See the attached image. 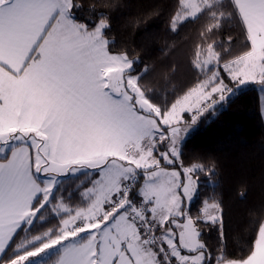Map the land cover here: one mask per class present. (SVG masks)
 <instances>
[{
  "label": "snow or ice",
  "instance_id": "1",
  "mask_svg": "<svg viewBox=\"0 0 264 264\" xmlns=\"http://www.w3.org/2000/svg\"><path fill=\"white\" fill-rule=\"evenodd\" d=\"M179 5L171 30L198 14L212 23L196 79L160 100L143 82L149 65L116 47L94 6L85 16L83 0H0L2 264H264V220L246 255L229 258L219 201L191 211L200 175L215 169L183 159L205 113L249 85L264 93V0ZM226 22L238 29L235 52L233 36L211 38ZM69 176L88 185L75 207ZM49 218L57 225L32 236ZM205 227L218 232V255Z\"/></svg>",
  "mask_w": 264,
  "mask_h": 264
},
{
  "label": "trees",
  "instance_id": "2",
  "mask_svg": "<svg viewBox=\"0 0 264 264\" xmlns=\"http://www.w3.org/2000/svg\"><path fill=\"white\" fill-rule=\"evenodd\" d=\"M83 2V15L87 16L89 6H94L93 15L103 12L110 18L108 35L115 38L116 47H127L129 51L140 53L143 63L139 67L147 64L151 69L143 82L156 89L158 99L172 96L174 89L186 88L196 79L193 64L202 43L201 32L212 23L207 14L189 18L173 31L168 20L179 9V0ZM230 35L236 40L232 46L235 52L240 37L233 24L226 22L211 38L227 40ZM183 159L186 164L200 163L215 169L211 177L200 175L192 213L202 209L205 200L213 203L214 196L223 212L229 258L246 255L259 222L264 220V120L258 86L240 89L226 105H220L214 113H205L198 120L196 130L184 140ZM61 183L63 194L71 197V206L75 207L80 192L88 186L84 176H69ZM57 223V219L49 218L42 227L37 225L31 235L41 234ZM203 238L218 255L217 230L205 227ZM19 239L17 237V241ZM12 250H8L9 255Z\"/></svg>",
  "mask_w": 264,
  "mask_h": 264
},
{
  "label": "rangeland",
  "instance_id": "3",
  "mask_svg": "<svg viewBox=\"0 0 264 264\" xmlns=\"http://www.w3.org/2000/svg\"><path fill=\"white\" fill-rule=\"evenodd\" d=\"M184 3L185 4H193V5H195V4H198L199 3V0H184ZM206 58V53L204 54V55H201V56H199V59L200 60H203V59H205ZM197 59H198V57H197ZM210 75V74H209ZM260 99L263 101V105H264V93H262L261 91H260ZM219 107V106H218ZM217 107V108H218ZM186 118H188V119H190V116H188V117H186ZM196 128H197V124L196 125H194L193 127H192V129L189 131V133L186 135V137L191 133V132H193L194 130H196ZM185 137V138H186ZM203 208V207H202ZM38 235H40V234H38Z\"/></svg>",
  "mask_w": 264,
  "mask_h": 264
},
{
  "label": "crops",
  "instance_id": "4",
  "mask_svg": "<svg viewBox=\"0 0 264 264\" xmlns=\"http://www.w3.org/2000/svg\"><path fill=\"white\" fill-rule=\"evenodd\" d=\"M260 110H261L262 118L264 120V105H263V101L261 99H260Z\"/></svg>",
  "mask_w": 264,
  "mask_h": 264
},
{
  "label": "water",
  "instance_id": "5",
  "mask_svg": "<svg viewBox=\"0 0 264 264\" xmlns=\"http://www.w3.org/2000/svg\"><path fill=\"white\" fill-rule=\"evenodd\" d=\"M218 106H220V105H218ZM218 106H217V107H218Z\"/></svg>",
  "mask_w": 264,
  "mask_h": 264
}]
</instances>
